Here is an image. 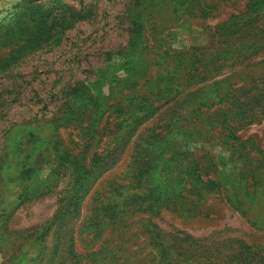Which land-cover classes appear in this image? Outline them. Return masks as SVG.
<instances>
[{
    "label": "rangeland",
    "instance_id": "obj_1",
    "mask_svg": "<svg viewBox=\"0 0 264 264\" xmlns=\"http://www.w3.org/2000/svg\"><path fill=\"white\" fill-rule=\"evenodd\" d=\"M250 2L0 0V264H264V114L235 115L264 48L207 68L216 26ZM163 130L175 136L137 181ZM55 146L95 163L78 204ZM159 183L181 195L172 207L147 198Z\"/></svg>",
    "mask_w": 264,
    "mask_h": 264
},
{
    "label": "trees",
    "instance_id": "obj_2",
    "mask_svg": "<svg viewBox=\"0 0 264 264\" xmlns=\"http://www.w3.org/2000/svg\"><path fill=\"white\" fill-rule=\"evenodd\" d=\"M263 18L264 0H251L244 12L232 15L227 21L218 24L216 26V32L219 36L218 39L221 41L223 40V45L216 52L211 54V58L208 59L210 63L207 65V68L210 69V67H212L211 70L218 71L227 65L246 62L253 58L259 50L264 48V29L263 27H261L263 26L262 22H264ZM186 58V56L181 54V62L184 60L188 61ZM199 63H201V61L197 62L195 59V65H198ZM193 65L194 64H192V66ZM247 78L251 79L252 84H245V86L240 88V90L246 92L244 94L246 96V102H240V100L235 99L238 100L237 107H239V111L237 109L235 115H238L237 119L240 121H245V123H254L258 121V115L262 116L264 114V83L262 80V78H264V73L258 74L257 70L252 69L250 70L249 75H247ZM229 92L227 91L225 94L228 93L227 96L231 97ZM251 92L252 94H250ZM216 93V98H218L219 95H221L218 89H216ZM77 95L78 97H83V93H78ZM219 98L222 99L221 96ZM215 104L216 103L214 102L207 101L203 105L207 107L208 110L209 107ZM231 110L233 109L228 110V112H230ZM224 116L227 117L226 114ZM137 117L139 119V116ZM180 119L181 118H177L175 120V123L179 122ZM224 121H226V119ZM167 126H169V124H166V126H164L165 129H167ZM184 127L185 126L180 125L179 128L180 130H183ZM228 128L230 131V135L234 136L235 133H231L232 128L230 125ZM187 129L189 128H186V130ZM164 130L158 133H154L153 135L148 137V139L146 140V144H148H145L147 150H143L142 152H140L141 158L139 160L134 161V164L138 166L137 173L134 177V179H136L137 181L138 179H146L145 176L149 172V175L154 173V170L158 168V165L164 156V151H162L163 149L160 148L161 145L164 142L168 141L171 136H175L172 135L169 131H166L164 133ZM197 134L201 135L200 130L197 132ZM235 139H238L240 141L238 137ZM54 153L55 156L53 162L56 164L57 172H60L64 169L67 170L69 168H72L73 170L74 181L71 183L70 186H72L71 189L74 191L73 193L75 194L74 196H68V200H71L73 204H78V200L80 197L77 198L75 197V195L81 193L83 180L87 177V175H89L93 171L95 163L92 164L91 168H88L84 163H82V161L78 157L67 152H63L57 147ZM258 153L262 152L258 151ZM94 159L96 160V162H98V160L100 161V156L97 155ZM254 160L264 164V158L262 157L255 158ZM200 176L201 174L199 175V177ZM198 182H200L204 186L202 190H205L206 186L209 188L212 185L210 181L198 180ZM191 186L192 189H194L193 182H191ZM122 187L123 185L117 186L116 190ZM148 194L149 195L147 198H149L153 206H157L160 203L163 205L167 204L169 207H172L173 204L175 205L176 199L178 197H181L180 194H176V192L174 191H168L166 186L162 188L160 183L158 186H156V188L149 190ZM73 197H75L76 202H74ZM182 198L187 199L184 196H182ZM186 204L189 205L188 210H186L188 212H192V209H195L197 207L194 202ZM132 205H135L138 208L145 207L144 204H136V202H132V204H130V207ZM103 214L106 215V213Z\"/></svg>",
    "mask_w": 264,
    "mask_h": 264
}]
</instances>
